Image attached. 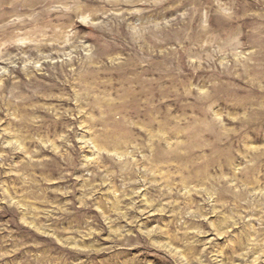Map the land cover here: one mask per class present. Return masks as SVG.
Masks as SVG:
<instances>
[{
  "label": "rangeland",
  "instance_id": "obj_1",
  "mask_svg": "<svg viewBox=\"0 0 264 264\" xmlns=\"http://www.w3.org/2000/svg\"><path fill=\"white\" fill-rule=\"evenodd\" d=\"M0 264H264V0H0Z\"/></svg>",
  "mask_w": 264,
  "mask_h": 264
}]
</instances>
